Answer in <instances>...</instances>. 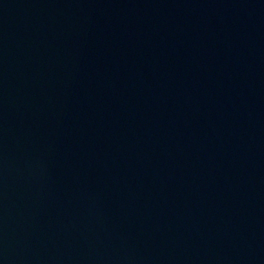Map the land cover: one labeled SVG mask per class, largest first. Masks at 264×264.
Here are the masks:
<instances>
[{
  "label": "water",
  "instance_id": "obj_1",
  "mask_svg": "<svg viewBox=\"0 0 264 264\" xmlns=\"http://www.w3.org/2000/svg\"><path fill=\"white\" fill-rule=\"evenodd\" d=\"M15 264H264V0H190Z\"/></svg>",
  "mask_w": 264,
  "mask_h": 264
}]
</instances>
